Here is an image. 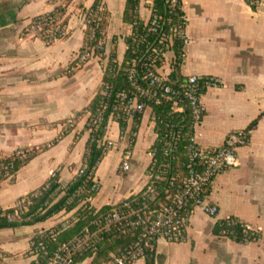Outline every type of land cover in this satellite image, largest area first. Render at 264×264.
Wrapping results in <instances>:
<instances>
[{
  "label": "crops",
  "instance_id": "crops-1",
  "mask_svg": "<svg viewBox=\"0 0 264 264\" xmlns=\"http://www.w3.org/2000/svg\"><path fill=\"white\" fill-rule=\"evenodd\" d=\"M12 1L16 8L0 10V155L51 143L63 132L64 123L88 106L104 76L99 59L76 66L83 45L80 7L88 9L94 0ZM125 2L104 0L109 12L105 44L108 50L113 36L118 37L115 52L119 63L126 50L124 37L131 33V26L123 22ZM62 4L67 5L66 39L49 44L24 33L29 19ZM151 7L152 0H139L142 21L149 18ZM183 12L190 42L183 47L177 75L214 76L221 83L201 97L204 115L194 131L196 143L217 148L229 131L238 129H250V140L237 152L238 165L218 174L208 189L206 202L217 206V215L195 208L183 241L156 243L155 264H264V0H259L255 11L245 0H185ZM164 59L162 70L172 71L173 51ZM151 113L145 110L140 119L128 171H119V162L129 145L133 121L126 125L115 163H105L106 155L98 164L93 180L99 190L88 200L95 210L114 206L147 184L150 149L156 137ZM85 120L86 116H78L70 132L29 161L13 181L0 184L1 209L15 206L20 197L43 185L55 171L62 186L74 177L88 140ZM253 121L257 124L249 128ZM107 129L106 139L118 141L119 124L109 122ZM74 212L63 211L29 226L0 229V264H29L26 252L34 234L57 226ZM229 217L259 233V239L239 244L215 236L216 221ZM133 264H145V258Z\"/></svg>",
  "mask_w": 264,
  "mask_h": 264
},
{
  "label": "trees",
  "instance_id": "trees-1",
  "mask_svg": "<svg viewBox=\"0 0 264 264\" xmlns=\"http://www.w3.org/2000/svg\"><path fill=\"white\" fill-rule=\"evenodd\" d=\"M245 2L253 11L257 9L259 4V0H245ZM183 5V0H177L174 7H171L170 0H152L151 11L152 14L157 13L163 20H171V24L184 29L185 14L183 12ZM138 6L139 0H126L123 22L131 26V34L124 37L126 50L120 63L117 61L115 51L105 57L107 63L104 69L102 85L88 106L77 114L75 118L65 122L63 132L51 143L44 146L24 147L17 149L9 155H0V184L5 180L13 181L16 174L29 161L52 145H55L62 136L70 132L74 128V121L78 116H86L85 127L87 126L89 135L81 164L83 172L78 176H74L65 186H62L58 181L59 173L55 171L43 185L20 197L15 206L7 209L0 208V229L33 225L44 222L63 211L68 213L75 210L72 215L74 218L71 220L69 227L60 231L56 236L57 243H61L77 234L83 227L88 226L94 217L95 211H97V214L110 211L113 207H122L125 202L128 204L132 203L134 207L140 205L139 203L142 201L140 196L141 191L114 206H103L99 210H95L88 201L99 190V184L93 180V177L98 164L107 153L108 145L106 142L105 144L102 142L106 136L109 120L114 119L119 124L121 133L126 129L127 123L117 117V112L119 111L116 108L119 106V102L115 99L116 94L124 91L128 96L132 95L134 89L129 79V72L132 68H136V78L140 81L142 71H144L148 61L150 48L153 45H157V42H155V36L157 35L146 34L145 22L139 17ZM66 8L67 5L62 4L49 12L32 17L24 28V33H28V29L32 24H40V30L35 37L49 44L55 40L66 39L68 34L59 35L48 31L54 26L60 27L62 24L68 23ZM80 9L81 13L85 14L83 45L80 53L84 52L86 48L100 47L98 54L101 59L102 56H105L103 42H105L109 25V12L105 7L104 0H94L88 9H84L83 7H80ZM167 27L168 24H165L164 29ZM170 48L175 55L170 78L172 85L178 87L184 79L177 75L179 64L183 60V45L178 37H173V43ZM106 85L110 86L108 96L103 95ZM150 104L152 113L155 116L154 131L156 134L155 142L150 151L155 150L153 161L154 163L157 162L155 164H162L160 171L164 172V179L159 181L158 185L159 191L163 192L160 195L163 197H161L160 201H152L147 211L159 209L160 204L165 203L166 196L169 198L182 190L184 180L188 177L187 148L189 137L193 134L191 128V108L184 98H179L176 106H174L173 102H166L164 100L159 104L152 102ZM141 117L142 114H136L133 117L130 131L132 134L130 138L132 140L128 145L130 152L135 144V133L138 130ZM99 118L100 122L98 121ZM167 124H173L175 130L180 128L181 138L176 149L170 155L164 156L160 139L163 137ZM256 124L257 121H253L249 125V128H253ZM150 166L151 164L146 170L147 174L149 173ZM53 228L59 229L60 224ZM212 232L215 236L228 237L239 244L255 242L260 237L259 233L248 228L233 217L216 221ZM131 237L129 232L126 235L116 234L106 237L101 245L97 261L107 259L111 252L116 253L119 248L130 242ZM155 258L154 254L147 255L145 264H155ZM78 260H82V258Z\"/></svg>",
  "mask_w": 264,
  "mask_h": 264
},
{
  "label": "built area",
  "instance_id": "built-area-1",
  "mask_svg": "<svg viewBox=\"0 0 264 264\" xmlns=\"http://www.w3.org/2000/svg\"><path fill=\"white\" fill-rule=\"evenodd\" d=\"M176 3L177 0H170L171 7H174ZM84 22L85 14L83 13V30ZM165 24H168L166 29H164ZM145 26L146 34L157 35L155 36L157 45L150 48L148 61L142 71L140 81L136 78V68H132L129 72V79L134 89L132 95L128 96L124 91L116 94L115 99L119 102L116 108L119 111L117 117L128 123L133 121L136 114H143L147 109L152 112L150 102L159 104L164 100L173 102L174 106L179 98H184L188 102L192 113L193 134L189 137L188 177L184 180L183 188L174 196L169 198L166 196L165 203L160 204L159 209L147 211L152 201H160L163 197L160 195L163 192L159 191L158 185L159 181L164 179V172L160 171L162 164L154 163L155 150L150 151L151 162H153L150 163V170L147 174L148 182L145 189L141 190L140 205L134 207L132 203L125 202L122 207H113L110 211L99 214L95 211L88 226L83 227L77 234L61 243H57L56 236L60 231L69 227L68 218L73 220L72 216L62 219L59 229L49 228L37 232L31 238L29 249L26 252V258L30 260L29 264H133L149 254L155 255V246L159 240L169 243L183 241L189 216L195 208H200L212 217L218 213L216 205L206 202L208 189L218 174L238 165L237 152L248 145L250 130L229 131L222 145L217 148L199 146L195 141L194 131L204 115L201 97L207 89L220 87V80L214 76L188 75L178 87H174L170 78L172 71L169 68L162 70V65L165 62V55L171 51L173 37H178L183 47L190 42L185 34V27L182 29L175 26L171 24V20L165 21L157 13L152 14V11L145 21ZM39 30L40 24H32L28 29V34L35 36ZM48 31L67 35L68 23L60 27L54 26ZM99 50L100 47H92L79 52L76 57V66L90 59L100 60ZM159 63L161 64L158 65ZM109 89L110 86L106 85L103 95L108 96ZM154 120L155 116L151 113V121L155 125ZM98 121L100 122V118ZM180 132L181 129L175 130L173 124L166 125V130L160 139L164 156L170 155L176 149L181 138ZM105 142L109 143L106 137L103 138L102 143L105 144ZM129 159L130 151L127 146L123 151L119 166L122 172L129 170ZM82 172L83 169L80 167L74 176ZM128 232L132 237L127 245L119 248L116 253L111 252L107 259L97 261L101 245L106 237L116 234L126 235ZM79 258L82 260H78Z\"/></svg>",
  "mask_w": 264,
  "mask_h": 264
},
{
  "label": "rangeland",
  "instance_id": "rangeland-1",
  "mask_svg": "<svg viewBox=\"0 0 264 264\" xmlns=\"http://www.w3.org/2000/svg\"><path fill=\"white\" fill-rule=\"evenodd\" d=\"M17 7V3H13V1L12 0H0V10H1V12H3V11H6V10H8L9 8H16ZM114 38H113V41H111L110 43H108V50H107V48H106V44H105V42H103L104 43V45H103V47H104V51L105 52H107V54H105V56H102L101 57V59H100V61H101V63H102V65H103V67H104V69H105V67H106V63H107V61H106V59H105V57L106 56H108L111 52H114L115 51V49H116V46H117V40H118V37L115 35V36H113ZM107 50V51H106ZM118 52L120 53L121 52V47H119V50H118ZM109 122H116L114 119H111ZM109 122H108V125H109ZM110 127H113V128H109L110 130H109V132H110V135L112 136V135H114V126H110ZM108 128V127H107ZM70 129H72V127H70ZM108 130V129H107ZM84 131H86L87 133H89V131H88V128H87V126L84 128ZM131 133V132H130ZM126 134H127V130H124L123 131V133H121L120 132V134H119V136H118V141H111V140H109V139H107V141L109 142V143H107V145H108V148H107V153H106V155H108V157H107V159L106 160H104V158H105V156L102 158V160L100 161V162H102L103 160L105 161V163H112V164H114L115 163V158H117V155H118V152H119V149L121 148V142H122V140H123V138H125V136H126ZM89 135V134H88ZM106 135H107V132H106ZM132 134H130V136H131ZM106 137V136H105ZM131 138H129V143L131 142ZM109 153V154H108ZM120 163V162H119ZM80 167H81V165H80ZM79 167V168H80ZM78 168V169H79ZM78 169L75 171V173L78 171ZM119 171H121L120 170V168H119ZM65 186V185H64ZM71 218L69 217L68 218V221H70L71 222Z\"/></svg>",
  "mask_w": 264,
  "mask_h": 264
}]
</instances>
